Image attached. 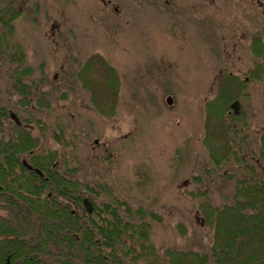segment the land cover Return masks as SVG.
<instances>
[{"label": "rangeland", "instance_id": "rangeland-1", "mask_svg": "<svg viewBox=\"0 0 264 264\" xmlns=\"http://www.w3.org/2000/svg\"><path fill=\"white\" fill-rule=\"evenodd\" d=\"M0 26V139L31 138L32 154L17 159H36L45 177L52 170L69 180L39 198L66 204L79 219L93 211L96 226L110 216L95 214L103 203L145 206L157 216L147 217L150 240L164 256L170 247L208 248L206 205L227 200L248 176L239 157L264 181V153L256 160L264 133V0H0ZM254 38L263 54L254 52ZM223 88L229 99L221 115ZM15 172L11 187L21 190L25 175ZM10 211L0 217L12 225ZM46 253L35 254L57 264Z\"/></svg>", "mask_w": 264, "mask_h": 264}, {"label": "trees", "instance_id": "trees-1", "mask_svg": "<svg viewBox=\"0 0 264 264\" xmlns=\"http://www.w3.org/2000/svg\"><path fill=\"white\" fill-rule=\"evenodd\" d=\"M253 45L255 53L263 54V45L258 38H254ZM20 52L18 49L19 59H21ZM16 80L19 84V77ZM224 90L221 89L219 94L217 108L209 104L211 109L216 108L221 115L229 99L227 91ZM260 138L262 147L256 160H259L264 153V133ZM32 141L28 137L24 139L19 137L16 138V142L12 141L8 144L0 139V164L13 165L11 168L2 167L0 172L16 168L25 171L17 156L28 152V149L32 150ZM228 150H230L229 145ZM229 156L236 158L232 150ZM220 159L226 163L229 157L224 155ZM238 159L243 163V170L247 171L248 176L246 174L244 178L234 182L233 192L227 200L206 205L205 214L213 227V235L210 245L204 251L170 247L166 248L164 256H161L150 240V224L147 221V217L157 216L145 206L135 209L125 201L118 202L119 206L103 203L105 208L101 206L98 210L94 207L95 214L100 220H103L101 216L103 211L110 216L104 225L96 226L97 220L93 217V211L87 214L84 210L85 216L79 219L69 212L66 204L59 207L55 199L39 198V195L35 194L33 198L22 196L20 201L6 203L8 210L16 212L14 213L15 231H12L15 239H6V244L15 242L23 246L22 250H18V258L16 254L12 260L15 262L19 258H24L23 264H40L41 259L35 253H46L48 250L46 254L52 255L57 264H264V181L259 179L257 169L254 171V166L248 165L249 161L244 157ZM50 160L48 155L46 160L42 159L38 162L44 163ZM36 161L32 160L34 164L37 163ZM5 177L1 176V181L6 180ZM22 179H25L26 191L28 184L33 188L51 186L52 190L58 188L60 183L64 184L65 188L69 184L65 176L51 180L32 173L31 177L24 176ZM72 186L75 187L73 184ZM75 189L74 192L79 193ZM64 196L74 203L80 202L78 196L67 193H64ZM92 199L90 196V200ZM121 211L124 216L119 215ZM93 228L97 230V237ZM20 252L22 257H19ZM41 264L45 263L41 262Z\"/></svg>", "mask_w": 264, "mask_h": 264}, {"label": "flooded vegetation", "instance_id": "flooded-vegetation-1", "mask_svg": "<svg viewBox=\"0 0 264 264\" xmlns=\"http://www.w3.org/2000/svg\"><path fill=\"white\" fill-rule=\"evenodd\" d=\"M114 8H116V7H114ZM19 125L21 126V124H19ZM28 153L32 154V151L28 150ZM23 158H21L20 161H21L22 166L25 168V171H22L20 173L21 175H25V177H31L32 173H34L40 178H44V179H46V178L49 179L50 177L53 178V175L55 174V172L52 170H50V172H49L50 177L44 176V172L41 170L42 169L41 167L45 166L44 165L45 163L41 164V165H35V164H30L28 162L31 166V167H28L22 161ZM35 158H37V157H35ZM12 166L13 165H11V164L4 163V164H0V169L2 167L11 168ZM6 170L7 169H5L4 172H0V178H1V176L5 177V175H6V177H5L6 180L3 179V181H4L3 183L0 181V210L3 209L6 212V214L13 215V213L7 209V206H6L7 202L20 201L22 196L30 197L33 194L34 195L38 194L39 197H41L40 194L42 193L43 188H38V187L33 188L32 187V189L30 190L31 193H27L28 191L24 190L25 187H23V189H21V190L20 189H14L11 187V181H14V179L16 178V176H15L16 172L13 169L11 171H6ZM59 176L62 177L61 175H59ZM9 183H10V185H9ZM58 192H59V194L62 193L61 188L59 189ZM46 196H50L49 192L46 193ZM61 196H63V194H61ZM61 207H62V205H61ZM1 218H3V217H0V226H1L3 221L6 222L5 224H8V225L10 224V225L8 228L0 229V264L2 262H3V264H12V263L14 264V260H12V256L17 254L16 250L18 251V250L22 249L23 246L15 243V242L6 244V239H10V238L12 240L15 239V236L13 235V232L15 231V227H14V223H12V225H11V223H9L6 219H5L6 220L5 221L3 219L1 220ZM4 247H5V250H2V248H4ZM11 251H14L12 255H10ZM1 259H3V260L1 261Z\"/></svg>", "mask_w": 264, "mask_h": 264}, {"label": "water", "instance_id": "water-1", "mask_svg": "<svg viewBox=\"0 0 264 264\" xmlns=\"http://www.w3.org/2000/svg\"><path fill=\"white\" fill-rule=\"evenodd\" d=\"M167 101L169 102L170 99L167 98ZM236 104H237V101H233V102L230 104V106H231V107L233 108V110H234V113H237ZM83 202H84V205H85L86 208H87V211L90 212L91 209H92L91 204L88 202V200H87L86 198L83 200Z\"/></svg>", "mask_w": 264, "mask_h": 264}]
</instances>
